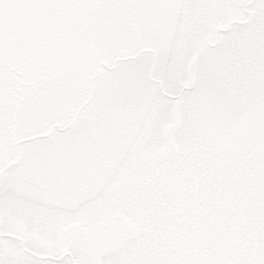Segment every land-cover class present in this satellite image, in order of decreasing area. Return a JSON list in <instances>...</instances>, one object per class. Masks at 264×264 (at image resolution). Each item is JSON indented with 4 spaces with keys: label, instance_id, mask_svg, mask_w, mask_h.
<instances>
[{
    "label": "snow or ice",
    "instance_id": "obj_1",
    "mask_svg": "<svg viewBox=\"0 0 264 264\" xmlns=\"http://www.w3.org/2000/svg\"><path fill=\"white\" fill-rule=\"evenodd\" d=\"M214 2L204 0L203 6ZM96 6L103 5L94 0H0V28L7 26L10 9ZM54 31V39L39 42L14 89L0 61V128L16 109L32 116L36 135L30 144L41 158L29 152L15 171L27 179L33 197L50 198L56 192L71 196L66 203H74V209L60 224L94 222L87 264H153L137 250L155 235L149 229L157 220L172 218L182 203L193 199L189 178L193 186L199 185L192 216L209 225V231L220 226L223 231L218 235L232 237L222 252L211 251L210 260L194 259L191 264H264V214L253 209L250 228H242L237 219L250 194L243 188L235 157L230 175L227 160L216 151L208 153L205 163L190 150V143L179 152H161L192 128H207L212 137L226 136L237 117L252 106L255 97L235 82L226 88L223 78L204 77L208 70L222 67L227 51L223 43L204 48L208 32L192 25L174 41L177 51L171 61L146 63L141 58L124 61L122 43L102 33ZM140 73L147 74L148 90L133 96L124 84ZM156 75L165 83L152 79ZM186 82L191 86L185 87ZM169 84L174 85L168 90L175 96L165 94ZM170 121H175V128L166 127ZM5 164L0 148V168ZM206 167L216 175L210 177ZM133 172L143 175L133 181L129 178ZM6 178L7 173L0 176V195ZM224 181L241 187L227 194ZM250 198L258 206L262 197L257 190ZM229 207L235 212L229 214ZM18 247L21 255L15 264H72L67 256L38 260L25 246ZM0 264H11L2 249Z\"/></svg>",
    "mask_w": 264,
    "mask_h": 264
},
{
    "label": "rangeland",
    "instance_id": "obj_2",
    "mask_svg": "<svg viewBox=\"0 0 264 264\" xmlns=\"http://www.w3.org/2000/svg\"><path fill=\"white\" fill-rule=\"evenodd\" d=\"M94 2L103 6L8 10L7 26L0 28V61L7 69L9 85L13 89L17 86L39 42L46 37L54 39V30L71 32L87 29L102 33L104 37L122 43L124 61L141 58L146 63L152 60L166 63L176 55L174 41L184 29L196 25L199 30L208 32L204 48L215 47L221 42L227 49L220 61L222 67L205 72V79L217 81L223 78L222 86L226 88L229 82H235L255 99L252 106L237 117V123L226 136L212 137L207 128H192L187 133H181V139L165 144L161 152H179L184 144L190 143V150L202 163L207 161L210 151L218 152L227 160L228 166L232 165L235 157L240 166L237 171L241 176H247L243 187L248 189L251 179L258 180L259 184L264 181V0H215L211 7L203 6L204 0ZM244 25L248 27L242 28ZM152 79L165 83L158 75L152 76ZM173 86L169 84L164 88L166 95H176L168 90ZM190 86V83H185V87ZM124 87L133 96L138 92H147V74L136 75L131 82L126 81ZM175 126V121L166 125L167 128ZM33 127L32 116L16 109L6 117L3 128H0V148L6 159L5 166L0 168V176L7 173L3 194L0 195V249L11 264H15L21 255L18 245L25 246L29 254L38 260L67 256L72 258V264H80V261L87 264L90 251L88 234L95 227L94 222L70 220L60 224L59 221L69 217L74 209V203H66L71 201V196L56 192L50 198L33 197L28 190L27 179L18 176L15 171L21 158L29 152L35 159L41 158L30 144L36 135ZM206 171L210 177L216 175L214 169L206 167ZM142 175L133 172L129 178L135 181ZM163 179L165 177H161ZM176 179H179L178 175ZM167 180L175 187L172 176H168ZM180 182L183 184V181ZM187 186L192 188L193 199L182 203L172 218L157 220L149 229L155 235L145 242V247L137 250L140 256L147 257L153 264H191L194 259L208 261L211 251L220 253L229 246L232 237L218 235L223 231L222 227L218 226L216 232L209 231V225L192 216L190 209L199 202L195 197L199 185L193 186L189 178ZM236 186L238 184L232 187L239 189ZM166 190L170 192L172 189ZM250 197L246 199V210L237 214L242 228H250L253 223L247 220L256 202ZM261 197L259 207L255 209L264 214V196ZM227 209L229 214L235 212L230 207Z\"/></svg>",
    "mask_w": 264,
    "mask_h": 264
},
{
    "label": "trees",
    "instance_id": "obj_3",
    "mask_svg": "<svg viewBox=\"0 0 264 264\" xmlns=\"http://www.w3.org/2000/svg\"><path fill=\"white\" fill-rule=\"evenodd\" d=\"M226 171H229V174H232V169H231V167L229 166V167H226ZM240 177H241V179L242 180H245L246 178H247V176L245 175V176H241L240 175ZM225 186H226V188L228 189H230V187H231V189H233L234 187H232V186H234V185H229V183L227 182V181H225ZM214 187H217V185H214ZM241 186L238 184V186H236V188H240ZM244 189H247L246 187H243ZM257 190L259 191V194H260V196H264V181H262L260 184H259V181L258 180H254V179H251V183L249 184V187H248V189H247V192L250 194V195H256L257 194ZM228 192H231V190L230 191H228ZM228 192H227V194H228ZM257 207H259V206H257V203L256 202H254V204H253V208L255 209V208H257ZM253 208H252V210H253ZM227 211H228V209H227ZM214 213V212H213ZM242 217V216H241ZM248 219V221H253L252 220V215H250L249 214V216L247 217ZM167 219H169V218H167ZM224 219V217H221V221ZM223 250V249H222Z\"/></svg>",
    "mask_w": 264,
    "mask_h": 264
}]
</instances>
